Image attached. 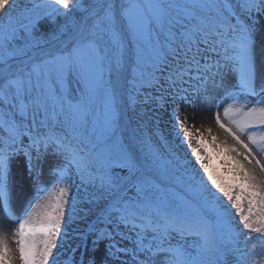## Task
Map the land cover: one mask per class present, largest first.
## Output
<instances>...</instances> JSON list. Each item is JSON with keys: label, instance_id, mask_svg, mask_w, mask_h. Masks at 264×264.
I'll use <instances>...</instances> for the list:
<instances>
[{"label": "snow or ice", "instance_id": "obj_1", "mask_svg": "<svg viewBox=\"0 0 264 264\" xmlns=\"http://www.w3.org/2000/svg\"><path fill=\"white\" fill-rule=\"evenodd\" d=\"M184 107L233 143L213 149ZM253 160L264 0H0V224L19 264H264Z\"/></svg>", "mask_w": 264, "mask_h": 264}, {"label": "bare ground", "instance_id": "obj_2", "mask_svg": "<svg viewBox=\"0 0 264 264\" xmlns=\"http://www.w3.org/2000/svg\"><path fill=\"white\" fill-rule=\"evenodd\" d=\"M191 114L195 116L196 124L202 130V136L209 142L210 146L215 149V144H212V137L215 136L216 143L231 145L233 141L226 133L223 132L212 120V113L211 111H204V112H193L190 110ZM210 129V131H209ZM234 155V154H233ZM222 163L225 164V161L222 160ZM246 168L249 170L250 174L256 177L255 182L264 188V160H261L260 165L256 164V161L253 160L252 163L245 162ZM246 206V205H245ZM15 227L14 224H0V235H3L5 242L8 247H13V244L10 243L12 229ZM10 249V248H9ZM12 253V249H10Z\"/></svg>", "mask_w": 264, "mask_h": 264}, {"label": "rangeland", "instance_id": "obj_3", "mask_svg": "<svg viewBox=\"0 0 264 264\" xmlns=\"http://www.w3.org/2000/svg\"><path fill=\"white\" fill-rule=\"evenodd\" d=\"M190 110L191 109L184 107L183 110H181L178 113V119L185 120L186 124L184 126L188 127L189 130L192 131L194 135H197V134L202 135V130L196 124L195 116L191 114ZM168 119L169 118L167 115H162L161 130L165 136L171 137L173 135V133H172L171 126L168 123ZM197 129H199V133H197V131H196ZM180 135L182 137L183 133L181 132ZM189 144L191 147H196L194 139H190ZM201 154L205 155V153L203 152V149H201ZM205 162H207V161H205ZM218 162L221 165V170L224 172H227V167L225 166L224 163H222V159L218 160ZM45 180L49 181L50 178L46 177ZM13 181H14V191H19L21 186H23V188L25 190H27L29 187V179L26 175L22 174V170L19 168L18 165L13 166ZM44 186L51 187L52 182H47ZM41 195H43V193H41ZM81 227L83 228L84 225H81ZM10 235H11L10 243L13 244V247L12 248L8 247V248L12 249L11 254L13 256V264H19L18 253L15 252V243H14L15 237L12 235V233H10Z\"/></svg>", "mask_w": 264, "mask_h": 264}]
</instances>
